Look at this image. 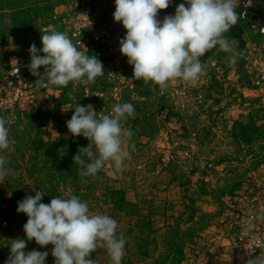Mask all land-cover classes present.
Returning <instances> with one entry per match:
<instances>
[{"label": "rangeland", "instance_id": "obj_1", "mask_svg": "<svg viewBox=\"0 0 264 264\" xmlns=\"http://www.w3.org/2000/svg\"><path fill=\"white\" fill-rule=\"evenodd\" d=\"M253 16L264 21L262 4H256ZM240 23L242 35L232 45L239 53L234 65L233 53L217 45L200 57L205 72L194 86L176 79L162 93L158 85L142 81L136 90L122 91L118 103H131L135 113L121 122L134 135L125 141L129 155L120 169L109 161L96 176H82L73 161L89 144L66 126L77 104H91L98 116L117 104L92 103L82 84L54 85L51 99L41 95L31 110L6 124L11 143L0 152L9 169L0 183V264L9 258L11 240H27L28 217L17 212L18 202L42 190V203L76 195L92 214L115 219L117 235L126 238L121 264H232L234 232L220 218L237 191L249 195L264 185V82H257L239 52L258 45L261 37L250 30L248 18ZM41 37L33 41L37 49L43 47ZM1 46L4 71L24 57L23 51L15 53L25 46L23 40L6 34ZM257 223L264 230V214ZM52 248L32 240L25 251H47L46 264H55ZM90 258L112 264L105 248Z\"/></svg>", "mask_w": 264, "mask_h": 264}, {"label": "clouds", "instance_id": "obj_2", "mask_svg": "<svg viewBox=\"0 0 264 264\" xmlns=\"http://www.w3.org/2000/svg\"><path fill=\"white\" fill-rule=\"evenodd\" d=\"M169 4L170 0H115L114 20L126 29V36L119 41L120 52L133 66L135 80L152 82L162 93L176 79L194 86L205 72L200 57L217 45L220 50L233 53L229 57L231 64L237 62L239 53L232 46L235 41L224 34L240 19L236 11L240 0H186L187 7L180 3L175 14L166 15L161 22L158 13ZM251 5L252 0H245V7ZM260 30L264 32V28ZM41 42V49L35 43L30 46L27 67L36 77H41L38 70L44 67L47 83L36 81L44 87H67L70 82L87 86L105 73L95 55L78 50L72 39L60 31L42 34ZM18 73L16 68L14 75ZM134 113V106L127 102L117 103L108 114L99 116L91 104H77L66 126L73 137L89 140L88 146L79 148L73 156L74 163L81 166L80 175L96 176L109 161L117 169L122 168L129 155L125 141L134 133L121 122L134 117ZM10 143L6 120L0 117V152L7 150ZM7 164L6 157L0 155V183L9 173ZM44 195L43 190L36 191L34 197L26 196L18 202L17 212L28 217L23 226L27 240H11L5 264H46L47 251H25L27 242L32 240L42 248L53 245L55 264H97L90 255L98 248L106 249L112 264H121L126 238L123 233L117 235L115 219L107 214H92L88 203L76 195L53 196L48 204L41 202ZM245 264H264V257L249 258Z\"/></svg>", "mask_w": 264, "mask_h": 264}, {"label": "built area", "instance_id": "obj_3", "mask_svg": "<svg viewBox=\"0 0 264 264\" xmlns=\"http://www.w3.org/2000/svg\"><path fill=\"white\" fill-rule=\"evenodd\" d=\"M180 3L187 7L186 0H170L169 7L160 10L157 19L162 22L166 15H174ZM258 3L264 7V0H252L248 7L244 6L245 0H240L236 9L240 19L248 18L250 30L261 37L258 45L247 44L239 52L255 71L257 82H264V32L260 30L264 28V21L253 16ZM114 12L115 0H78L69 10L53 12L50 20L41 27L43 32L56 30L66 34L78 50L89 56L95 55L102 62L105 73L94 83L82 85V92L93 98L92 103L99 101L105 107L118 103L123 90L134 91L143 81L135 80L133 66L120 52L119 41L126 36V29L121 22L114 20ZM29 63L30 57L22 59L0 74V117L6 120V124L31 110L41 95L46 93L47 99L52 97L54 85L44 87L38 84L37 77L34 78L28 70ZM16 68H19V73L14 75ZM38 71L41 74L38 80L47 83L44 67ZM260 214H264V185L249 195L237 191L229 199L220 222L231 226L234 232L229 244L232 264H245L249 258L262 257L264 230L257 223Z\"/></svg>", "mask_w": 264, "mask_h": 264}, {"label": "crops", "instance_id": "obj_4", "mask_svg": "<svg viewBox=\"0 0 264 264\" xmlns=\"http://www.w3.org/2000/svg\"><path fill=\"white\" fill-rule=\"evenodd\" d=\"M49 0H0V74L4 72V48L2 42L6 34L24 41V47L15 53L24 52L18 58L22 60L30 57L29 48L38 35L44 34L42 25L50 20L53 12L69 10L73 0H62L61 3ZM53 1V0H52ZM240 25V20L238 21ZM46 33V32H45ZM13 55H15L13 53Z\"/></svg>", "mask_w": 264, "mask_h": 264}, {"label": "trees", "instance_id": "obj_5", "mask_svg": "<svg viewBox=\"0 0 264 264\" xmlns=\"http://www.w3.org/2000/svg\"><path fill=\"white\" fill-rule=\"evenodd\" d=\"M229 40L239 39L242 35V27L238 23L233 26L229 32L224 34Z\"/></svg>", "mask_w": 264, "mask_h": 264}]
</instances>
